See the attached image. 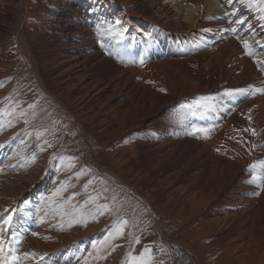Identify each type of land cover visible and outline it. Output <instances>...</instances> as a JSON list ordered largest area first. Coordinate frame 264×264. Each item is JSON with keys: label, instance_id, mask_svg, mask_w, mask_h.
<instances>
[{"label": "bare ground", "instance_id": "6f19581e", "mask_svg": "<svg viewBox=\"0 0 264 264\" xmlns=\"http://www.w3.org/2000/svg\"><path fill=\"white\" fill-rule=\"evenodd\" d=\"M48 3L41 25L30 28L29 0H0V88L11 79L0 101L11 92L26 97L18 88L22 77H13L21 72L16 59L23 57L59 125L37 131L59 136L60 144L36 164L22 155L24 134L11 137L26 129L30 109L14 116L12 126L0 119V129L8 130L4 137L0 133V213L20 210L18 251L38 254L25 264H87V237L103 226H87L77 236L61 232L58 210L47 198L58 173L52 158L74 134L89 148L85 158L104 175H114L117 186L146 208L175 264H264V190L247 183L248 166L264 159V92L255 91L264 89V36L244 12L255 11L264 27V12L258 11L264 5L254 0L251 7L248 0L244 7L239 0ZM242 18L246 23L240 25ZM116 19L128 29L123 40L104 34ZM244 88L252 94L224 96L226 89ZM209 95L215 97L214 111L197 114L200 110L182 107ZM39 112L40 128L48 114ZM193 125L209 131L188 135ZM105 147L109 166L97 152Z\"/></svg>", "mask_w": 264, "mask_h": 264}, {"label": "rangeland", "instance_id": "374dc122", "mask_svg": "<svg viewBox=\"0 0 264 264\" xmlns=\"http://www.w3.org/2000/svg\"><path fill=\"white\" fill-rule=\"evenodd\" d=\"M49 1L51 0H29L30 6L26 16V23L30 28H36V26L41 25V20L43 17L45 18L44 15ZM242 6L244 7L245 5L242 4ZM247 11L248 8L245 7V14L249 16L251 20L255 18L253 25H255L261 35L264 36L262 21L255 17L253 13L255 11ZM16 60V68L21 70V72L13 77H22L18 88H24L23 90H25V94H27L26 97H23L21 92L16 94H12L11 92L7 99H2L0 101V109H7V111L12 114L3 116V118L0 117V119L4 122V125L7 123L9 124V122L12 125L14 116H20L18 113H22L26 108L30 109V111L27 112L28 114H25L26 120L28 119L27 126H25L26 129L14 130L11 137L17 138L21 133L24 134L25 136L23 135L20 140L22 155L31 159L33 155H35L33 162L38 164L40 163V159L46 157L48 153H52L60 144L59 136L53 139L46 134L38 135L37 132L39 130L41 131L42 127L58 130L59 125L55 122L57 115L51 108L52 105L49 101V97L34 83L32 71L27 66L25 59L19 57ZM9 81H11L10 78L3 82L0 88V95L3 93L4 86ZM35 110H40L39 115L44 113L48 114L46 117L47 120L40 124V128L38 124H36L38 116ZM33 120H35V124ZM0 130L2 137H4V134H6L8 130ZM35 132L36 135L34 136ZM45 141H47V143H45ZM48 144H51V147H49ZM62 145V150L60 149L52 158V161L58 165V173L54 184L47 194V198L51 201V206H54L55 210H58L59 215L57 219L61 232L69 231V234L77 236L80 232L84 231L87 226L93 227L103 222V226L99 230L90 233V235H92H88L87 237V239H89V237L91 238V244L88 248L89 261L87 264H125L127 254L130 251L133 255H139L146 245L151 246L152 249V255L154 256L152 264H175L174 255L169 247L166 246L167 244L155 235V223L152 218L148 217L149 214L146 208L133 202L127 188H119L117 186V178L114 175L110 173L104 175L92 162V158H85L90 152L88 146L81 141L79 134H74L70 137V140H65ZM41 148H43V150H41ZM107 151L108 147H105L102 148V151L98 150L97 152L99 153L100 162H102L103 165L109 166ZM68 165L74 166L69 167ZM78 173L80 175H77ZM61 182H65L66 187L59 195L55 196V200L53 201L51 198L56 190L61 188ZM80 187L83 188L84 191H80ZM84 196H86L85 200H83ZM113 196L116 197L115 201L112 200ZM90 197H96V199L91 200L89 199ZM86 200H88V203H85ZM64 201L68 202L62 203ZM100 204H108L111 210L104 211V214L100 215L96 212V206ZM77 208L85 213H94L98 218L92 220L90 217H84L88 220L87 226L83 224H73L69 227L68 221L70 217L68 215H61V211L73 213ZM72 218L81 217L79 213H76ZM117 220H127L129 223L124 228L123 235L113 234L109 236L110 232L114 233V229L110 226ZM172 229L173 227L170 225L165 227V231L168 233H170ZM95 233H98L99 237L98 235L94 236ZM137 237H139V243H135Z\"/></svg>", "mask_w": 264, "mask_h": 264}, {"label": "snow or ice", "instance_id": "6c2138e0", "mask_svg": "<svg viewBox=\"0 0 264 264\" xmlns=\"http://www.w3.org/2000/svg\"><path fill=\"white\" fill-rule=\"evenodd\" d=\"M241 4L245 3V0H239ZM228 3H232V0H228ZM253 0H248L249 7L252 6ZM254 3L256 5H264V0H254ZM258 11L264 12V7H258ZM227 15V14H226ZM262 20H264V16L261 17ZM235 23V21H234ZM240 25H243L246 23V18H242L238 21ZM251 27V25H249ZM128 31L126 27L123 26L122 22L119 19H116L109 27L104 29V34L108 36L113 37H119L120 40H123L125 38V33ZM205 31H211V29H206ZM235 31V29H233ZM144 36L148 37L151 34L148 32L143 33ZM243 46L245 49H248L249 43L248 41L244 40L242 41ZM259 43V42H258ZM101 46L103 47L104 44L101 42ZM109 55H112L111 52L108 53ZM248 55H253L252 51H248ZM143 63V61H141ZM252 86H249L251 88ZM249 88L244 89H226L224 96L225 97H234V96H245L246 94H252L249 92ZM160 91H165V89H160ZM257 92H264V89H256ZM219 95V94H217ZM215 100L214 96H200L196 99L192 100L187 105H182V107H186L189 110L197 109L200 110L197 114H202L208 111H214L215 105L211 103ZM32 107V106H30ZM12 113L8 112L7 109H0V117L3 116H9ZM23 115V113H21ZM251 119V117H249ZM27 123V121H25ZM8 126H12L9 122ZM209 130L206 128H197L195 125L192 126V131L188 132V135H193L196 133H207ZM252 134L256 135L255 129H252ZM38 135H40L38 133ZM47 143V141H45ZM4 145L0 144V148H3ZM51 147V145H49ZM253 148L257 147V145L253 144ZM43 150V148H41ZM219 150V149H218ZM32 159H35V155H33ZM63 159V158H62ZM68 159H74V158H68ZM69 167H73L74 165H68ZM248 171L250 173V179L247 181L249 184L256 185L260 190H264V159L254 161L252 164L248 166ZM77 175H80L79 173ZM66 187L65 182H61V188H58L56 192L53 194V197L51 198L53 201L55 200V196L59 195L61 191ZM253 195H259V191L253 192ZM89 199L94 200L96 197H90ZM116 197L113 196L112 200L115 201ZM68 201H64L62 203H67ZM85 203H88V200L85 201ZM110 206L108 204H100L96 206V212H98L100 215L104 214V211H110ZM19 209L12 208L11 210L5 209L3 213H0V264H25L26 261L29 259L35 260L38 256L35 252H24L19 253L18 251V245L23 240V236L21 234V231L19 229L20 224V218H19ZM79 213L81 218H75L72 217ZM61 215H68L69 221L68 226L71 227L73 224H83L84 226H87L88 220L84 217H90L92 220H96L98 217L94 213H85L81 211V209L77 208L74 210L73 213H67L65 211H61ZM15 218V219H14ZM42 222V219L41 221ZM127 220H117L114 222L112 227L114 229V233H109V236L115 235H123L124 228L128 225ZM62 227V225H61ZM33 236L39 235V233L32 232ZM7 237V239H6ZM135 243H139V237L136 238ZM47 255V254H45ZM41 260H43V257H40ZM154 260V256L152 255V249L151 246H145L143 251L139 255H133L130 251L127 254V259L125 261V264H152Z\"/></svg>", "mask_w": 264, "mask_h": 264}]
</instances>
